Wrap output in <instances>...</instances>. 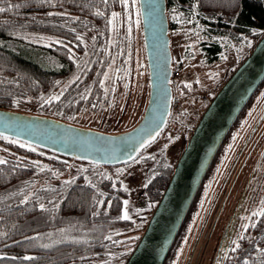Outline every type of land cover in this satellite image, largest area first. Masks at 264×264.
I'll use <instances>...</instances> for the list:
<instances>
[{
    "label": "trees",
    "instance_id": "trees-1",
    "mask_svg": "<svg viewBox=\"0 0 264 264\" xmlns=\"http://www.w3.org/2000/svg\"><path fill=\"white\" fill-rule=\"evenodd\" d=\"M127 4L128 0H0V8L4 9L0 12V109L26 112L22 110L23 102L42 100L58 92L77 70L78 58L83 65V81L70 85L64 98L61 95L53 105L43 103L35 112H29L69 122L62 111L79 108L87 101L82 92H95L99 86V47L93 45L96 49L89 55L82 46L84 37L86 33L106 34L113 14L116 20L124 18ZM166 14L169 33L184 26L198 33L199 49L209 62L216 60L222 43L242 36L255 43L264 33V0H166ZM24 34L49 35L57 42L39 47L43 58L38 59L31 41L21 36ZM169 123H173L172 112L166 126ZM0 140L14 146L0 158L6 161L0 165V264H87L98 257H114L125 264L150 216L121 217L128 192L118 180L99 173L106 166L72 160L4 135ZM17 143L44 154L21 149ZM222 146L204 181L214 175L211 170ZM76 164H80L78 174L73 173L78 170ZM174 166L160 164L148 170L144 189L153 206ZM236 179L234 174L231 182ZM202 187L198 191H203ZM197 195L183 226L201 199ZM262 209L264 204L248 213L244 221H234L233 230L222 235L217 253L220 264H264V216H253ZM67 228H77L84 235L78 240L44 246L35 243V238L44 233Z\"/></svg>",
    "mask_w": 264,
    "mask_h": 264
},
{
    "label": "rangeland",
    "instance_id": "rangeland-1",
    "mask_svg": "<svg viewBox=\"0 0 264 264\" xmlns=\"http://www.w3.org/2000/svg\"><path fill=\"white\" fill-rule=\"evenodd\" d=\"M129 3L131 8L128 7ZM125 6L124 18L116 20L117 16L113 14L106 34L86 33L84 37L82 46L89 55L95 47H99L102 66L97 72L98 89L95 92L90 89L83 91L87 101L76 110L74 106L62 111L67 114L64 116L66 120L80 127L109 133L121 131L133 126L143 113L148 96V74L137 0H128ZM21 36L31 41L34 55L38 59L43 58V55H39V47L57 42L56 38L49 35ZM198 38V33L190 26L170 32V47L176 71L172 85L175 97L173 123H169L159 137L132 162L99 170L100 174L113 181L118 180L128 192L124 200L127 204L123 202L120 212L122 218L125 215L127 218L135 214L151 215L153 204L148 201L144 189L148 170L152 166L176 163L209 100L255 44L245 36L227 41L222 43V51L216 60L209 62L199 49ZM76 63L77 70L64 82L60 91L42 100L29 99L22 103V110L25 113L35 112L43 103L53 105L57 96L62 95L64 98L70 85L83 81L80 76L83 65L78 58ZM250 137L251 144L244 147ZM7 142L0 140V158L5 157L10 151L8 148L12 147ZM16 145L21 149H32L36 154H44L40 149L21 143ZM218 157L219 160L214 162L211 170V174L215 172L214 175L203 181V191L197 192V197L201 196V199L182 227L168 264H220L221 257H217V253L222 235L230 233L235 226L234 221H244L246 215L264 201V81L229 132ZM79 166L76 164L74 168L78 170L73 173H80ZM236 173L238 178L231 182ZM50 183L55 182L51 180ZM82 235L84 232L77 228L61 229L42 234L35 238V243L44 246L62 240L74 241ZM133 236L136 239L137 233ZM87 264L122 263L114 257H98Z\"/></svg>",
    "mask_w": 264,
    "mask_h": 264
},
{
    "label": "water",
    "instance_id": "water-1",
    "mask_svg": "<svg viewBox=\"0 0 264 264\" xmlns=\"http://www.w3.org/2000/svg\"><path fill=\"white\" fill-rule=\"evenodd\" d=\"M148 97L130 129L106 133L52 117L0 109V135L72 160L119 166L134 160L167 124L173 59L166 0H137ZM264 81V33L226 79L194 126L146 226L125 264H168L190 206L214 157Z\"/></svg>",
    "mask_w": 264,
    "mask_h": 264
},
{
    "label": "snow or ice",
    "instance_id": "snow-or-ice-1",
    "mask_svg": "<svg viewBox=\"0 0 264 264\" xmlns=\"http://www.w3.org/2000/svg\"><path fill=\"white\" fill-rule=\"evenodd\" d=\"M3 11H4V9L0 8V12H3ZM77 39H79V38H77ZM55 99H59V97L57 96V97H55ZM5 163H6V161L0 159V165L5 164ZM124 203L126 205L127 201H125ZM262 204H264V201H262ZM256 215L264 216V209H262L260 213H253V216H256ZM124 218L127 219V215H125ZM252 226L255 227V225H252ZM241 238H243V237H241ZM233 243H235V241H233ZM233 250H235V249H233ZM24 259L27 260V259H31V258L30 257H24Z\"/></svg>",
    "mask_w": 264,
    "mask_h": 264
},
{
    "label": "flooded vegetation",
    "instance_id": "flooded-vegetation-1",
    "mask_svg": "<svg viewBox=\"0 0 264 264\" xmlns=\"http://www.w3.org/2000/svg\"><path fill=\"white\" fill-rule=\"evenodd\" d=\"M252 135H253V134H252ZM252 135H251V137H252ZM251 137H250V138H251ZM259 139H260V138H259ZM259 139H258V141H259ZM249 140H250V139H249ZM258 141H257V142H258ZM248 143H249V141H248L246 144H248ZM237 175H238V173L235 174V176L238 178ZM233 177H234V176H233ZM223 199H224V198H223ZM222 202H223V200H222ZM222 202H221V203H222Z\"/></svg>",
    "mask_w": 264,
    "mask_h": 264
}]
</instances>
